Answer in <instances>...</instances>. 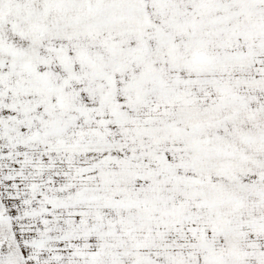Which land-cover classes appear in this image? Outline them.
<instances>
[{"label": "snow or ice", "instance_id": "snow-or-ice-1", "mask_svg": "<svg viewBox=\"0 0 264 264\" xmlns=\"http://www.w3.org/2000/svg\"><path fill=\"white\" fill-rule=\"evenodd\" d=\"M0 264H264V0H0Z\"/></svg>", "mask_w": 264, "mask_h": 264}]
</instances>
